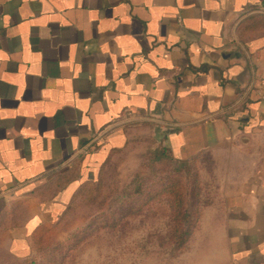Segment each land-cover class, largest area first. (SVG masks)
Segmentation results:
<instances>
[{"label":"crops","instance_id":"obj_1","mask_svg":"<svg viewBox=\"0 0 264 264\" xmlns=\"http://www.w3.org/2000/svg\"><path fill=\"white\" fill-rule=\"evenodd\" d=\"M264 0H0V244L34 255L106 161L153 130L214 156L192 264H264ZM197 231V232H198ZM197 236V237H196Z\"/></svg>","mask_w":264,"mask_h":264},{"label":"rangeland","instance_id":"obj_2","mask_svg":"<svg viewBox=\"0 0 264 264\" xmlns=\"http://www.w3.org/2000/svg\"><path fill=\"white\" fill-rule=\"evenodd\" d=\"M254 27L264 30V21ZM154 134L137 131L107 161L64 218L33 238V258L14 260L0 244V264H192L199 225L186 245L175 243L201 210L222 198L223 165L208 155L189 164L156 160L161 148ZM185 212L190 220L183 219Z\"/></svg>","mask_w":264,"mask_h":264},{"label":"trees","instance_id":"obj_3","mask_svg":"<svg viewBox=\"0 0 264 264\" xmlns=\"http://www.w3.org/2000/svg\"><path fill=\"white\" fill-rule=\"evenodd\" d=\"M160 148H161V150L154 154V159H156V160H158V159H165V158L169 157L170 159H172V160H174V161H177V162H179V163H183V164H189V163H191V162H195V161H196V159H192V160H188V161H181V160L173 159V158L171 157V155L168 153V151H167L165 148H163L162 146H160ZM118 152H119V151H118ZM108 160H109V159H108ZM108 160H107V161H108ZM107 161H106V163H107ZM106 163H105V164H106ZM99 174H100V173H99ZM97 178H98V177H97ZM97 180H98V179H96V180L90 182V184L96 183ZM88 184H89V183H88ZM85 185H86V184H85ZM76 196H77V195H76ZM74 198H75V197H74ZM71 203H72V202H71ZM71 203L69 204V206L71 205ZM69 206H68V208H69ZM68 208H67V210H68ZM67 210H66V211H67ZM65 213H66V212H65ZM64 216H65V215H64ZM64 216H63V218H64ZM191 217H192V216H191V215H188L187 212H185V214H183V219H184V220H190ZM201 217H202V210H201V212L199 213V215H197V220L195 221V223H190V224L188 225L187 232H186L184 235H182L181 237H179V240L175 243V244H177V247H178V248H180L181 246L186 245V244L188 243V241L191 240V238H192L194 232L197 230V227H198V225H199V223H200ZM63 218H62V219H63ZM62 219H61V220H62ZM181 226H182V223L179 222V226L177 227V231H176L177 233L179 232V228H181ZM177 233H176V235H177ZM35 253H36V252H35ZM34 256H35V254H34L31 258H33ZM31 258H28V259H26V260H29V259H31Z\"/></svg>","mask_w":264,"mask_h":264}]
</instances>
